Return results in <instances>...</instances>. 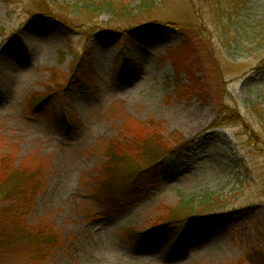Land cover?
<instances>
[{"label":"rangeland","instance_id":"1","mask_svg":"<svg viewBox=\"0 0 264 264\" xmlns=\"http://www.w3.org/2000/svg\"><path fill=\"white\" fill-rule=\"evenodd\" d=\"M76 1L56 0L68 9L53 17L31 0H0V157L41 172L43 185L21 209L28 225L58 231L45 264H264L263 129L251 110L264 105V41L255 38L264 0H228L237 7L225 28L204 0H122L132 8L126 19L104 10L83 20ZM170 52L190 60L205 99L176 98L175 80L188 76ZM81 59L76 77L71 66ZM220 100L238 120L213 125ZM127 119L195 142L163 159L157 184L123 201L133 181L104 188L97 170L101 144L122 140ZM167 204L228 215L203 233L186 219L137 242L131 228L150 230ZM29 250H0V264H28Z\"/></svg>","mask_w":264,"mask_h":264},{"label":"trees","instance_id":"2","mask_svg":"<svg viewBox=\"0 0 264 264\" xmlns=\"http://www.w3.org/2000/svg\"><path fill=\"white\" fill-rule=\"evenodd\" d=\"M31 1L34 3L38 13L43 15L59 17L58 10H63L64 7L68 9L66 5L63 7L60 4L56 6V0ZM215 1L204 0L205 4L210 3L214 24L225 28L234 13L231 12V9L237 7V5L228 0ZM8 2L11 3V0H8ZM212 3L213 6L211 5ZM238 4L240 5V2ZM75 5L78 7L77 11H79V14L77 18L79 20L84 19L83 17L85 16L83 15L98 17L104 10H108L121 19H126L132 13L130 4L122 0H77ZM63 22L67 24L66 21ZM67 27L69 26L67 25ZM225 32L230 34L229 29H225ZM255 38L264 41V29L257 33ZM181 46V49L186 48L187 50L189 43L185 40ZM169 57L172 58L176 72L179 74L182 69H185L188 76L187 83H183L179 78H177V81L175 80L176 98L191 97L193 93H196L200 99H205L207 95L206 89L202 85V78L187 67L190 60L185 61L181 59V55H177L174 52H170ZM82 64V59L73 63L71 68L74 76L79 73V67ZM260 65L264 66V61L258 65V68ZM58 87V89H63L66 85H58ZM40 98L42 99V97H36V99ZM251 110L258 117V124L260 123L263 129L262 135L258 136L263 150L264 105L255 102L251 105ZM217 111L219 116L214 121L213 125L215 126H220V122L228 118L238 120L237 108L228 106L222 100L217 105ZM69 120V115L66 111L59 116V125L66 132L71 126ZM125 129L126 135L122 140L108 141L101 144L100 150L105 159L98 167L97 173L100 177V185L104 188L113 187L120 182L119 179L132 180L133 184L130 191L122 194V200L128 201L137 195L138 187L147 189L157 184L158 172L163 159L167 156L180 155L184 150L189 151L195 139L179 140L175 143L173 139L167 138L162 133L160 124L155 121L145 124L133 119H127ZM175 139H178V137H175ZM15 161V157L12 154H5L0 157V250L8 251L15 247L27 248V250L30 249L31 255L28 264H45L49 249L53 247L59 236L58 231L44 224L28 225L25 210L21 209L24 202H31L32 197L43 185V179L39 177L41 172L32 165L31 161H24L19 164H16ZM227 215L224 212L207 213L202 206L198 209H193L183 204H167L162 206L159 214L151 223L150 230L145 232L137 231L133 227L131 232L134 233L137 242H143L157 237L160 232L165 231V228L180 224L188 219L195 231L203 233L204 231L206 232L209 226L224 222ZM177 242L179 240L176 236L171 240L170 246H175ZM178 246H181V243Z\"/></svg>","mask_w":264,"mask_h":264}]
</instances>
